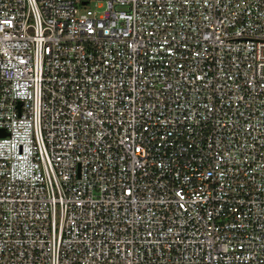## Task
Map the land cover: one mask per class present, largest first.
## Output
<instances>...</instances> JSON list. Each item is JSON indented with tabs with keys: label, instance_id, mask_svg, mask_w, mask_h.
I'll return each mask as SVG.
<instances>
[{
	"label": "built area",
	"instance_id": "2783aa9c",
	"mask_svg": "<svg viewBox=\"0 0 264 264\" xmlns=\"http://www.w3.org/2000/svg\"><path fill=\"white\" fill-rule=\"evenodd\" d=\"M0 128V264H264V0H0Z\"/></svg>",
	"mask_w": 264,
	"mask_h": 264
},
{
	"label": "water",
	"instance_id": "95a60500",
	"mask_svg": "<svg viewBox=\"0 0 264 264\" xmlns=\"http://www.w3.org/2000/svg\"><path fill=\"white\" fill-rule=\"evenodd\" d=\"M0 134H4V129L0 128Z\"/></svg>",
	"mask_w": 264,
	"mask_h": 264
},
{
	"label": "rangeland",
	"instance_id": "374dc122",
	"mask_svg": "<svg viewBox=\"0 0 264 264\" xmlns=\"http://www.w3.org/2000/svg\"><path fill=\"white\" fill-rule=\"evenodd\" d=\"M90 4V6H92V3H89Z\"/></svg>",
	"mask_w": 264,
	"mask_h": 264
}]
</instances>
